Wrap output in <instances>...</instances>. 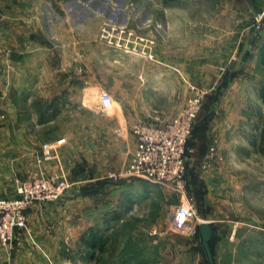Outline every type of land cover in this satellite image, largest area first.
<instances>
[{
	"label": "crops",
	"instance_id": "1",
	"mask_svg": "<svg viewBox=\"0 0 264 264\" xmlns=\"http://www.w3.org/2000/svg\"><path fill=\"white\" fill-rule=\"evenodd\" d=\"M240 1L242 5L264 7V0ZM120 12L111 0H0V198L14 195V177L28 179L60 168L70 174L73 166L68 152L85 151L90 140L87 144L86 134L73 138L67 126H62L61 133L54 137L53 128L57 119H67L66 115L74 112L71 109L75 104H85L87 88L108 89L114 102L113 115L124 121V152L120 156L123 165L135 148L128 128L136 120L160 113L156 106L166 86H172L169 92L174 93L181 86L183 71L191 82L210 92L217 88L221 66H214L212 61L209 66H198L195 55L189 66H181L180 55L174 53L167 60L161 45L154 46L152 58H147L100 40L101 24L106 19L116 21ZM235 37L233 52L227 51V63L222 66L231 79L218 100L199 112V117H206L201 122L204 133L200 140L192 139L191 145L196 167L202 161L197 156L200 149L203 152L199 157L204 158L213 146L220 158L210 170L197 171L201 175L195 174V181L191 180L194 185H189L196 197L206 193V210L212 214L239 206L215 201L244 198L245 185L240 183L247 180L243 177L247 157L264 156V26L258 36L252 31ZM89 66H93L92 72ZM94 124L101 140V122L96 124L95 120ZM43 132L47 137L42 140ZM59 140L63 141L57 144ZM45 143L57 148L58 156L38 164L37 152ZM201 143L204 147H200ZM117 164V154L113 152L102 167ZM96 179L94 176L84 181ZM254 181L260 183L262 179ZM109 183L104 185L105 192H110L105 206L93 199L95 196L81 193L79 187L65 192L57 201L33 204L26 211V231L17 233L10 248L0 245V264H90L88 239L92 232L103 248L104 235L108 233L114 239L123 230L126 237L118 244L116 241L113 264H164L166 248L181 247L186 242L161 238L165 232L149 238L139 226L127 224L135 202L127 192L131 179ZM208 221L213 233L215 219ZM189 245L195 250L196 241L190 239ZM191 257L174 254L170 263L183 259L186 262ZM192 264H201L197 253Z\"/></svg>",
	"mask_w": 264,
	"mask_h": 264
},
{
	"label": "rangeland",
	"instance_id": "2",
	"mask_svg": "<svg viewBox=\"0 0 264 264\" xmlns=\"http://www.w3.org/2000/svg\"><path fill=\"white\" fill-rule=\"evenodd\" d=\"M111 3L117 4L118 9L122 13L118 14L116 21L106 19L101 24L99 29L100 40L105 41V39L100 38L102 26L109 24L125 31V33H131V41L136 45V54H140L141 56L152 58L151 49L154 46L161 45V49L165 52L167 60H171L174 53L180 55L182 60L181 66H189L190 58H193L195 55L198 59V66H209L211 61L214 62V66H221L217 71L219 83H217V88L213 93L201 85L191 82L188 73L183 71L181 86L176 87L174 93H170L173 90L172 86H166L164 97H161L160 102L156 106L160 113H152L153 115H150L148 118L136 120L135 122L155 121L163 124L168 123L193 95L191 87L198 89L200 92H207L203 96V104L208 95L216 94L217 89L222 87L221 84H227L231 79L225 75L226 72L222 66H226L225 64L228 59L227 51L233 52L236 34H246L247 32L254 31L258 36L263 30L262 27L257 32L256 23L264 7H253L250 4L242 5L239 0H178V3H173L172 0H111ZM105 43L107 42L105 41ZM133 43H131L132 46L134 45ZM226 53L227 55L225 56ZM89 68L92 72L93 66H89ZM86 74L89 73L87 72ZM220 90L222 91V89ZM107 91L108 89L94 91L87 88L85 91V104H75L79 109L75 106L74 109H71L74 112L66 115L67 119L61 118L55 121L53 128L54 137L61 133L62 126L64 128L67 126L66 128L69 129V133L73 138H77L78 134H86V143L90 140V144L85 147V151L68 152L67 155H70V163L73 166L70 168V174L64 169L60 170L62 169L60 168L57 172L46 175L41 173L28 179L14 177L11 182L14 188V195L1 197L0 199H10L18 195L16 189L17 180L26 183L36 179L44 180L56 177L58 179H65L70 184V187L65 192L77 187L79 189H93L94 194H87L92 197L95 196L93 199L95 198L101 205L105 206L107 204V201H109L107 197L109 198L110 192H105L104 187L102 190L94 189L99 186L95 182L105 179L109 181L121 180L118 176L128 163L125 162L124 165L120 163V156L124 152L122 149V143L125 141L124 135H122L123 131L125 133V129L123 128L124 121L123 119L117 120L115 115H113V111L104 110L99 104V94L102 92L109 94ZM90 112H97V114L93 116ZM95 120L96 124L97 121L101 122V140L98 138L99 130L97 126L95 128ZM117 121H119V124ZM131 125L128 128V132L133 137ZM113 127L115 128L114 131ZM45 137L47 136L43 132L40 138L43 140ZM116 138H118V142ZM59 141L61 143L63 140ZM59 141H57V144H60ZM45 144L41 146V151L37 152L38 164L51 161L58 156L57 148L53 147L47 152L44 151L43 146ZM188 149L189 153L186 157L187 165L185 167L186 188L184 197L173 190V188L132 179L130 183L132 185L127 192L135 202L133 214L130 215V218L126 219L128 221L127 224L135 227L139 226L143 229L142 233L148 235L149 238L156 237L158 233L165 232V235H161V238H172L175 242L177 241L176 239H179L186 242L181 247L174 249L166 248L165 253L168 256L165 258L164 264H171V256L174 254L186 257L192 256L190 260L187 261L186 259L187 263L183 259L177 264H192L195 253L199 255L201 264H208L201 250L200 238L199 236H194L196 233L171 229L170 219L174 211L182 204L191 205L199 221H208L209 218L215 219V222L212 223L214 232L212 233L210 243V252L214 264H264V156L252 154L247 157L248 161L246 162L243 176L247 180L244 183H240V186L245 185L244 198H241V196L236 199L233 198L234 196L223 197L224 199H221V201H215V203H223L224 205L227 204V206H229L228 202L238 204L239 206H232L233 208L230 211H226L225 209L222 214H212L206 210V193L203 194L202 198L200 196L196 197L194 192L191 193L189 189L190 186L194 185L191 183L192 176H195V174L198 176L199 174L197 171L204 172L210 170L218 164L219 160H216V162L214 160L208 168L204 169L202 168V163L206 160L207 154L202 158L199 157L202 153L198 152L197 156L202 161L196 167L195 157L192 156L193 151H191L190 146ZM113 152L117 154V166L111 168L102 167L104 162H108L109 154ZM109 169L111 172L108 171ZM94 176L97 178L95 182L87 183L84 181L85 178H93ZM249 177L251 178L249 179ZM259 178L262 179V183L254 181V179ZM108 184L111 185L110 183ZM204 187L203 185V189L206 191ZM142 192L146 194L142 195ZM163 193L164 196L162 195ZM54 201L32 203L27 209L33 204H46ZM27 209L24 212L26 218L25 227L14 230L9 243L6 245L0 243L2 247L6 249L10 248L17 233L26 231ZM198 224L194 222L193 227L195 230ZM142 229H140V232ZM125 234L126 231L123 230L115 235L114 239H111L108 233L104 235L102 243L103 245L105 244V247L102 248L101 252L97 251V249H91L89 254L91 262L89 263L113 264L111 260L117 250L115 246L116 241L117 244L119 241H124ZM190 239L196 241L195 250L193 245H189Z\"/></svg>",
	"mask_w": 264,
	"mask_h": 264
},
{
	"label": "built area",
	"instance_id": "3",
	"mask_svg": "<svg viewBox=\"0 0 264 264\" xmlns=\"http://www.w3.org/2000/svg\"><path fill=\"white\" fill-rule=\"evenodd\" d=\"M256 23L258 32L262 26ZM100 38L107 44L123 49L129 53H137L136 45L131 41V33L118 29L109 24L101 28ZM131 43L134 45L132 46ZM193 95L186 105L168 122L140 121L131 125V133L135 140V148L127 165L118 176L121 179H137L151 184L173 188L184 197L186 188L185 167L189 153L187 147L194 121L201 109L203 96L207 92H200L191 87ZM100 107L104 110H114L112 97L102 92L98 96ZM60 143V141H59ZM53 145L45 144L44 151L52 149ZM218 158L216 149L209 147L206 160L202 168H208ZM116 177V176H114ZM70 184L65 179L51 177L36 179L32 182H16L17 196L10 199H0V243L10 242L14 230L25 227V210L32 203L54 201L62 195ZM171 224L176 231L196 232L194 222L200 223L191 205H180L171 215Z\"/></svg>",
	"mask_w": 264,
	"mask_h": 264
},
{
	"label": "trees",
	"instance_id": "4",
	"mask_svg": "<svg viewBox=\"0 0 264 264\" xmlns=\"http://www.w3.org/2000/svg\"><path fill=\"white\" fill-rule=\"evenodd\" d=\"M221 85L224 88L227 84L224 83V84H221ZM222 87L221 88L219 87L217 89L216 94H214V95L213 94L212 95H208L205 98V101L202 104V109L207 110L208 104H210V103L218 100L219 95H221V90L220 89H222ZM199 114L197 115V117L195 119V122L193 124L192 131H191V135H190V137L188 139V142H187V147H189V146L191 147V145H192V139L198 138V140H200L201 136L204 133V128L202 127V123L201 122L205 121L206 120V117H205L204 114H203V116L199 117ZM261 142H262V144H264V130L262 131V134H261ZM200 147H204V143H201V146ZM199 152L202 153L203 152V149H200ZM262 152L264 153V148L262 149ZM194 178L195 177L192 176V179L191 180H193V182L195 181ZM107 183H109V180H107V179L102 180V181H97V182H95V184H97L99 186H97V188H94V189L102 190V188L104 187V185H106ZM81 193L94 194V190L93 189L90 190L88 188H82L81 189ZM196 234L200 238L199 231H198V226L196 227ZM211 240H212V238H211ZM211 240L209 241V247H210ZM200 241H201V239H200ZM88 244H89V246H90L91 249H97V251L101 252L102 246H101V244H99V243L97 244L96 243V237H95V234L93 232H92V234L90 235V237L88 239ZM201 250H202V253L204 254L205 259L207 260L206 255H205V252H204L203 247H202V243H201ZM207 262H208V260H207ZM208 264H209V262H208Z\"/></svg>",
	"mask_w": 264,
	"mask_h": 264
},
{
	"label": "water",
	"instance_id": "5",
	"mask_svg": "<svg viewBox=\"0 0 264 264\" xmlns=\"http://www.w3.org/2000/svg\"><path fill=\"white\" fill-rule=\"evenodd\" d=\"M259 23L261 24L262 27L264 26V13L260 16ZM198 231L206 258L209 264H213L212 255L209 247V241L211 240L212 237L211 223L205 220L201 221L198 224Z\"/></svg>",
	"mask_w": 264,
	"mask_h": 264
}]
</instances>
